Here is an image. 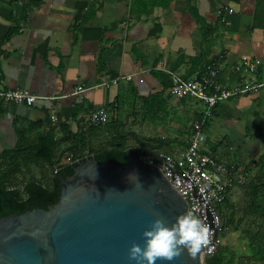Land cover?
Returning a JSON list of instances; mask_svg holds the SVG:
<instances>
[{"label":"crops","instance_id":"obj_1","mask_svg":"<svg viewBox=\"0 0 264 264\" xmlns=\"http://www.w3.org/2000/svg\"><path fill=\"white\" fill-rule=\"evenodd\" d=\"M34 2L39 1L0 0V78L6 88L37 95L31 106L3 103L0 151L14 144L17 117L36 121L48 112L53 123L68 122L76 131L93 109L116 101L124 129L175 139L161 151L181 153L189 144L183 139L189 118L201 115L205 103L171 94L162 74L170 80V71L193 77L216 63L226 87L264 82V0ZM16 24L19 31L5 39ZM100 55L107 64L103 74L98 73ZM244 56L260 59L257 72L238 68ZM111 73L131 79L113 82ZM78 88L84 90L75 93ZM212 118L207 146L220 160L237 158L241 163L233 168L241 170L245 160L264 157L257 147L263 142L257 119H264V85L219 103ZM105 130L114 135L110 123Z\"/></svg>","mask_w":264,"mask_h":264},{"label":"water","instance_id":"obj_2","mask_svg":"<svg viewBox=\"0 0 264 264\" xmlns=\"http://www.w3.org/2000/svg\"><path fill=\"white\" fill-rule=\"evenodd\" d=\"M128 164L92 157L62 179L59 202L0 218V264H136L133 243L156 218L169 226L190 211L162 169L130 149ZM99 193V194H98ZM156 264H204V247Z\"/></svg>","mask_w":264,"mask_h":264},{"label":"trees","instance_id":"obj_3","mask_svg":"<svg viewBox=\"0 0 264 264\" xmlns=\"http://www.w3.org/2000/svg\"><path fill=\"white\" fill-rule=\"evenodd\" d=\"M38 1L33 4L42 2V0ZM90 15L91 13L86 14L83 20L85 21ZM19 26L16 24V26L11 27L5 39H10L19 31ZM74 28L79 32L82 28L81 23L75 25ZM209 32L210 30L205 31L204 37ZM106 69V60L103 55H100L98 73H106ZM115 77L116 74L111 73L109 79ZM162 77L164 86L170 87L172 81L169 76L162 74ZM156 96L154 95L152 98H156ZM114 103L117 102L114 101L106 106L113 107ZM2 105L3 103L0 102V115L7 110ZM119 116L113 117L109 122L114 131L110 141L98 149H92L87 155L83 154V149L87 145L89 133L98 129L99 126L87 127L83 123L78 130L74 131L68 122L53 123L48 112L44 118L36 121H26L17 117L13 122L15 142L0 151V218L13 213L20 214L36 207L46 209L53 207L59 202L61 196L62 179L72 175L80 164L92 157L100 162L128 164L131 160L130 149L139 154L145 147V155L155 157L154 160L158 162L162 148L175 140L146 137L137 134L135 131L124 129V120H121ZM147 116L145 115V117ZM151 116L160 117V115ZM198 118L200 115H196L194 121ZM129 138L139 143L138 147H128L126 141ZM207 142H209L208 137ZM63 144L68 145L60 150ZM31 166L42 167L41 177L32 175L28 178H21L25 175V170L30 169ZM230 190L231 187L228 188V195L224 203L219 206L221 213L225 204H231ZM249 210V214L257 215L261 209L259 205L251 202ZM244 234L256 250L253 257L254 261L264 264V233L246 229ZM223 251L224 249L220 247L218 252L206 261V264H221L219 254ZM228 264H235L234 254L231 255Z\"/></svg>","mask_w":264,"mask_h":264},{"label":"built area","instance_id":"obj_4","mask_svg":"<svg viewBox=\"0 0 264 264\" xmlns=\"http://www.w3.org/2000/svg\"><path fill=\"white\" fill-rule=\"evenodd\" d=\"M260 59L242 57L239 69L246 72H257ZM172 85L170 93L178 97H193L205 103L200 118L193 122L192 136L186 149L181 153L160 152V160L145 155V159L156 163L169 178L174 187L187 200L189 209L195 211L210 229V243L204 246V257L215 255L221 247L226 225L220 215L219 206L224 203L231 183L228 178V167L210 151L207 146L206 127L213 117L214 108L221 102L247 93L264 85V82H250L239 87H226L219 82L216 63L207 64L205 69L193 77H183L169 72ZM131 79V76H119L113 79ZM84 89L78 88L75 93ZM37 95L21 88H6L0 78V102L5 104L33 105ZM118 104L113 107L101 106L93 109L84 121V125L101 126L117 116Z\"/></svg>","mask_w":264,"mask_h":264},{"label":"rangeland","instance_id":"obj_5","mask_svg":"<svg viewBox=\"0 0 264 264\" xmlns=\"http://www.w3.org/2000/svg\"><path fill=\"white\" fill-rule=\"evenodd\" d=\"M254 116L258 117V115ZM119 118L124 120L123 115H120ZM189 119L188 131L183 136L185 143L187 140L190 141L192 136L190 130L192 128L190 127L194 122L195 115H192ZM212 120L213 118L210 119V123ZM257 120L259 131L261 129L263 130V134L261 135V137H263V142L260 141L261 143L257 146L260 147L261 151V149L264 150V119L260 118ZM106 124L99 126L98 129L89 133L88 142L83 149V154H90L92 149H98L110 141L112 134L108 137V134L106 133L107 130H105V133L101 131ZM218 130L220 131V129ZM110 131L114 133L113 130ZM209 135L207 133L208 138ZM257 137L260 138V136ZM227 141L228 140L225 138L222 142L226 143ZM67 145L68 144L61 145L60 150ZM126 145L131 148L138 147V143L131 138L126 141ZM234 145L237 146L236 143H234ZM184 147V145H180V149ZM249 150L251 149L248 147V156L249 153H253V150L252 152H249ZM221 160L229 169L228 178L231 183V190L229 193L231 204H225L222 208V213L220 212V215L222 214V220L226 223L227 227L221 244V249L223 248L224 251L219 254L221 264H228L232 254L235 255V264H261L254 261L253 257L256 254V250L253 248L250 240L245 236L244 231L246 229H253L264 233V212H261L262 210L264 211V157L261 160H251V162L245 160L241 170L233 168L234 163H241L237 158L231 156L229 158L225 157L224 159L221 157ZM41 171L42 167L31 166L30 169L25 170V175L21 178H28L32 175L41 177ZM251 202L260 206L261 210L259 214H249V206ZM211 257L205 256L204 264H206V261Z\"/></svg>","mask_w":264,"mask_h":264},{"label":"clouds","instance_id":"obj_6","mask_svg":"<svg viewBox=\"0 0 264 264\" xmlns=\"http://www.w3.org/2000/svg\"><path fill=\"white\" fill-rule=\"evenodd\" d=\"M142 235L143 247L133 243L129 249V260L136 264L171 262L184 252L195 258L210 243L208 225L191 210L178 215L170 226L162 218L154 219Z\"/></svg>","mask_w":264,"mask_h":264}]
</instances>
